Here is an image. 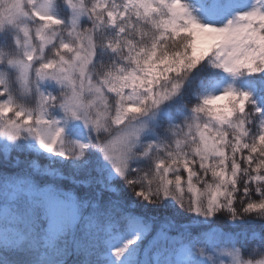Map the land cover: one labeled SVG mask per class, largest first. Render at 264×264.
I'll list each match as a JSON object with an SVG mask.
<instances>
[{
	"label": "snow or ice",
	"instance_id": "snow-or-ice-1",
	"mask_svg": "<svg viewBox=\"0 0 264 264\" xmlns=\"http://www.w3.org/2000/svg\"><path fill=\"white\" fill-rule=\"evenodd\" d=\"M0 170V264H264V0H0Z\"/></svg>",
	"mask_w": 264,
	"mask_h": 264
},
{
	"label": "trees",
	"instance_id": "trees-1",
	"mask_svg": "<svg viewBox=\"0 0 264 264\" xmlns=\"http://www.w3.org/2000/svg\"><path fill=\"white\" fill-rule=\"evenodd\" d=\"M2 171L3 170H0V172ZM63 175L66 177H71L73 175L72 169L65 166L63 169ZM61 183H63L66 188L70 189L73 187L71 181L68 179L62 180ZM241 228L247 230L248 226H241Z\"/></svg>",
	"mask_w": 264,
	"mask_h": 264
}]
</instances>
